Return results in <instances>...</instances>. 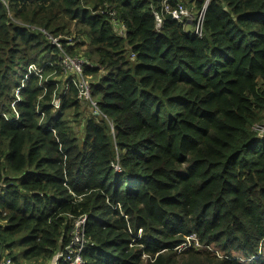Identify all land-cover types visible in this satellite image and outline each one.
I'll return each instance as SVG.
<instances>
[{
    "label": "trees",
    "instance_id": "obj_1",
    "mask_svg": "<svg viewBox=\"0 0 264 264\" xmlns=\"http://www.w3.org/2000/svg\"><path fill=\"white\" fill-rule=\"evenodd\" d=\"M162 2L0 0V264H51L84 216V264H264V0H210L202 38L157 31ZM39 30L94 65L100 116L52 105Z\"/></svg>",
    "mask_w": 264,
    "mask_h": 264
},
{
    "label": "built area",
    "instance_id": "obj_2",
    "mask_svg": "<svg viewBox=\"0 0 264 264\" xmlns=\"http://www.w3.org/2000/svg\"><path fill=\"white\" fill-rule=\"evenodd\" d=\"M210 0H206L202 9L197 12L195 16L191 15L190 10L182 5L180 2L176 3L173 6L170 3V0H163L161 5V10L153 8V14L156 21V30L160 31L164 25V16H170L173 20L179 23H183L185 29L188 30V27L193 28V34L202 38L204 36V24L206 13L208 9ZM43 32L44 36L48 39L51 45L56 47L60 54L58 65L61 68L65 79L61 81L56 71L52 73L45 74L46 66L53 67L54 64L46 62L43 66L32 65L30 66L29 72L34 75L38 81L41 88L44 89V92H47L48 85L52 84L56 87L54 92L52 105L55 109H60L61 107V98H64L68 91L73 87L76 89L78 94V99L85 102L91 103L93 106H97L98 102L95 101L92 97V89L95 83L94 78L86 74V68H93L94 65L84 57L83 53L70 56L68 52L63 48L61 43L62 40L66 41L67 46H76V43L72 38L68 37H54L50 35L45 30H39ZM60 88H63L62 94L58 96V91ZM63 95V96H62ZM17 97L20 99L19 91H17ZM261 133L264 137V128ZM117 171H120V167L115 165ZM87 222V217H80L75 224V229L72 233V241L65 248V250L58 254L52 264H59L61 260L69 264H84L81 253L84 252V248L88 247V240L84 234V225ZM140 233L142 231H139ZM2 264H13L11 260H7Z\"/></svg>",
    "mask_w": 264,
    "mask_h": 264
},
{
    "label": "rangeland",
    "instance_id": "obj_3",
    "mask_svg": "<svg viewBox=\"0 0 264 264\" xmlns=\"http://www.w3.org/2000/svg\"><path fill=\"white\" fill-rule=\"evenodd\" d=\"M181 1H183V0H181ZM179 2H180V0H179ZM188 8V7H187ZM189 9V8H188ZM190 10V9H189ZM190 12H191V15H193V16H195L196 14H197V12L195 11V12H192L191 10H190ZM116 22V21H115ZM188 32H193V28L192 27H188ZM80 113H81V119H83L84 118V113H83V107L81 108V110H80ZM190 240V239H189ZM187 246V244H184V245H182L181 247H179L178 249L179 250H181V249H183L184 247H186ZM36 264H48V263H44V262H42V261H39V262H37ZM52 264V263H51Z\"/></svg>",
    "mask_w": 264,
    "mask_h": 264
},
{
    "label": "bare ground",
    "instance_id": "obj_4",
    "mask_svg": "<svg viewBox=\"0 0 264 264\" xmlns=\"http://www.w3.org/2000/svg\"><path fill=\"white\" fill-rule=\"evenodd\" d=\"M40 100V99H39ZM63 101V98H61V102ZM80 101H82V102H84V103H88L89 105H90V109L92 110V113L95 115V116H100L101 114H100V111H99V106L97 105V106H93L91 103H89V102H85V101H83V100H80ZM59 110V109H58ZM87 247H85L84 248V250L86 249Z\"/></svg>",
    "mask_w": 264,
    "mask_h": 264
}]
</instances>
